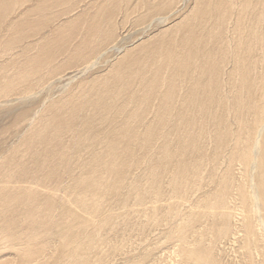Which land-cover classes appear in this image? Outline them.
<instances>
[{
  "label": "rangeland",
  "instance_id": "1",
  "mask_svg": "<svg viewBox=\"0 0 264 264\" xmlns=\"http://www.w3.org/2000/svg\"><path fill=\"white\" fill-rule=\"evenodd\" d=\"M263 12L0 0V264H264Z\"/></svg>",
  "mask_w": 264,
  "mask_h": 264
},
{
  "label": "bare ground",
  "instance_id": "2",
  "mask_svg": "<svg viewBox=\"0 0 264 264\" xmlns=\"http://www.w3.org/2000/svg\"><path fill=\"white\" fill-rule=\"evenodd\" d=\"M239 1V0H238ZM250 3V2H249ZM243 5V4H242ZM236 13V12H235ZM263 14H264V12H263ZM161 18V17H160ZM235 18V17H234ZM230 27V26H229ZM240 29L242 30V27H240ZM238 30V28H236L235 27V29L233 30V33H232V36H234V34L235 33H238V32H240L241 30H239V31H237ZM242 35H243V33H242ZM234 37H236V36H234ZM249 42V41H248ZM256 42H253V44H255ZM232 50V49H231ZM237 55V53H235V55H233V56H236ZM264 55V54H263ZM257 58V57H256ZM255 59V58H254ZM234 60V59H233ZM256 60V59H255ZM230 61H232V59L230 60ZM238 61V60H237ZM94 62V61H93ZM96 62V61H95ZM92 63L89 67H93V66H95V64L96 63ZM235 62V61H234ZM246 63H248V62H246ZM253 63V62H252ZM236 64V63H235ZM253 65V64H252ZM251 65V66H252ZM88 68V67H87ZM86 69V68H85ZM253 70V69H252ZM235 71V70H234ZM239 73V72H238ZM247 74V73H246ZM239 75V74H238ZM76 76V75H75ZM244 77V76H243ZM71 78V77H70ZM73 79V78H72ZM160 79V78H159ZM248 79V78H247ZM161 80V79H160ZM231 81V80H230ZM229 81V82H230ZM255 81V80H254ZM262 81L264 82V72H263V79H262ZM234 82V81H233ZM249 82V81H248ZM69 83V82H68ZM159 83V82H158ZM235 83V82H234ZM233 84V83H232ZM231 85V84H230ZM243 85V84H242ZM244 85H246V84H244ZM8 87V86H7ZM251 87H252V84H251ZM253 87H255L254 85H253ZM12 88V87H11ZM235 88V86L233 87V89ZM242 88H244V86L242 87ZM246 88H247V85H246ZM249 89H250V87H249ZM248 89V91H250ZM255 89V88H254ZM242 90V89H241ZM262 90V89H261ZM5 91V90H4ZM243 91V90H242ZM245 92H247V90L245 91ZM260 93V92H259ZM258 93V94H259ZM187 94V93H186ZM247 94V95H246ZM245 95L248 97L249 96V94L248 93H246ZM252 94V93H251ZM193 95V94H192ZM254 95V94H253ZM261 96H259L257 99H258V101H257V103L255 102V104L257 105V107H256V109L255 110H253V113H254V118H253V121L255 122L254 124H252V126H253V128H252V131L251 130H249V131H251L253 134H254V136H255V138H256V136L260 133V131L261 130H263V129H260V128H258V126L259 127H261L260 125L262 124V123H264V93L263 94H260ZM250 97V96H249ZM253 97V96H252ZM256 97V96H255ZM250 99V98H249ZM256 99V98H255ZM251 100V99H250ZM248 101V100H247ZM247 101H246V103H247ZM255 101V100H254ZM250 104V103H249ZM254 104V105H255ZM248 107V106H247ZM246 107V108H247ZM254 107V108H255ZM248 110V109H247ZM245 112H246V110H245ZM250 112V111H249ZM252 112V111H251ZM247 113V112H246ZM245 114V113H244ZM243 114V115H244ZM248 116H250V115H248ZM252 117V116H251ZM251 121V120H250ZM247 122V121H246ZM250 124H251V122H250ZM247 125V124H246ZM245 125V127H247ZM262 128V127H261ZM247 131V130H246ZM248 131V132H249ZM243 132V131H242ZM250 132V133H251ZM240 135V134H239ZM238 135V136H239ZM250 137L251 138H253V136L252 135H250ZM258 137V136H257ZM259 138V137H258ZM257 138V139H258ZM247 139V138H246ZM240 136L237 138V141L235 142L236 143V145L237 146H239L240 144H239V142L241 143V141L243 140H240ZM251 142V141H250ZM252 142H256L255 141V139H253V141ZM258 143V142H257ZM255 144V146H257L258 144ZM245 144V143H244ZM253 145V146H252ZM252 145L249 147L250 149L246 152V153H244V154H246L245 156V158H244V160L246 161V165L248 166H250V163H252V162H254V156L257 154V151H256V148L254 147V143H252ZM240 146H242V144L240 145ZM239 146V147H240ZM263 146V145H262ZM258 147V146H257ZM247 148V147H246ZM242 149V148H241ZM263 150V149H262ZM242 151L244 152V150L242 149ZM167 153V152H166ZM253 153H254V155H253ZM244 154H243V156H244ZM262 155H264V154H262ZM258 158V157H257ZM256 161V160H255ZM264 162V161H263ZM264 164V163H263ZM263 164H262V166L260 165V167H263ZM261 171H262V168H261ZM261 171H260V175H261V177H263V175H264V171H262V174H261ZM259 175V176H260ZM258 178V177H257ZM259 180V179H258ZM103 181V180H102ZM261 181V180H260ZM259 182V181H258ZM99 183V182H98ZM250 186H248L247 185V192L248 193H250L251 191L249 190L250 188H249ZM257 191V190H256ZM247 192H244V194H243V196H244V199L245 198H247L248 199V203H249V205L246 207L245 206V208H244V217L246 218V228H247V231L251 234V236L253 237V239H255V224H253L252 222H249L248 221V219H252L251 218V216H252V212L254 211V205L256 204H254L253 205V202L252 201H249V197H250V195H248V193ZM259 194H262V195H264V188H263V190L259 193ZM253 195V194H252ZM252 197V196H251ZM255 202H257V201H255ZM32 204V203H31ZM246 204H247V202H246ZM258 205H259V203H258ZM210 209H213V210H216V208H215V204H212V206L210 207ZM229 210V209H228ZM212 211V210H211ZM214 212V211H213ZM262 212V211H261ZM264 213V212H263ZM257 215V214H256ZM257 216H259V215H257ZM262 216V215H261ZM257 218V217H256ZM259 222V221H258ZM261 224L264 226V219H263V217H261ZM261 229H263V228H261ZM35 230V229H34ZM33 232V231H32ZM263 233V232H262ZM33 236V235H32ZM10 237V236H9ZM8 238V237H7ZM10 239V238H9ZM12 239V238H11ZM16 239V238H15ZM35 239V238H34ZM31 240V239H30ZM6 243H7V241H6ZM9 243H10V246H12L11 245V242H10V240H9ZM8 243V244H9ZM80 243V242H79ZM14 244V243H13ZM16 244V243H15ZM4 245H5V243H4ZM7 245V244H6ZM19 245V244H18ZM249 245H250V243H249ZM20 246V245H19ZM4 247H6V246H4ZM3 247V248H4ZM95 247V246H94ZM7 248H9L8 246H7ZM11 248H13V246L11 247ZM14 249V248H13ZM17 249V248H16ZM15 249V250H16ZM20 250H22V247H20V248H18L17 249V252L18 251H20ZM70 250V249H69ZM83 250V249H82ZM10 251V250H9ZM249 251H251L250 249H249ZM38 252V251H37ZM51 252V251H50ZM44 253V252H43ZM43 253L42 252H40V254L41 255H43ZM64 254H65V252H63ZM52 254V253H51ZM53 254H54V252H53ZM251 253L249 252V255H250ZM39 255V254H38ZM68 255V254H67ZM66 255V256H67ZM92 255V254H91ZM52 256V255H51ZM65 256V257H66ZM192 256H193V253H191V254H187V258L188 259H193L192 258ZM68 258H69V256H68ZM68 258H67V260H68ZM59 260V259H58ZM15 261V260H14ZM31 261V260H30ZM47 261V260H46ZM3 262H5V261H3ZM44 262V261H43ZM48 262V261H47ZM56 262L57 261H55L54 263L56 264ZM60 262V261H59ZM6 263V262H5ZM5 263H1V264H5ZM41 263V262H40ZM53 263V262H52ZM51 263V264H52ZM53 263V264H54ZM61 263V262H60ZM59 263V264H60ZM8 264H15L13 261H11V263H8ZM30 264H31V262H30ZM39 264V263H38ZM58 264V263H57ZM67 264V263H66Z\"/></svg>",
  "mask_w": 264,
  "mask_h": 264
}]
</instances>
